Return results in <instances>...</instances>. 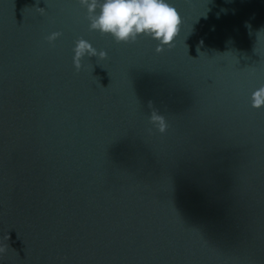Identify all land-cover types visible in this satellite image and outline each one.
Wrapping results in <instances>:
<instances>
[{"label":"water","instance_id":"95a60500","mask_svg":"<svg viewBox=\"0 0 264 264\" xmlns=\"http://www.w3.org/2000/svg\"><path fill=\"white\" fill-rule=\"evenodd\" d=\"M166 2L157 52L0 0V264H264V0Z\"/></svg>","mask_w":264,"mask_h":264},{"label":"clouds","instance_id":"9594fccd","mask_svg":"<svg viewBox=\"0 0 264 264\" xmlns=\"http://www.w3.org/2000/svg\"><path fill=\"white\" fill-rule=\"evenodd\" d=\"M88 13L89 30L101 35H110L117 43L135 42L139 36H148L158 41L157 52L171 46L180 32L182 23L177 9L166 0H79ZM99 9V11H97ZM43 13L44 9L38 8ZM61 33L54 32L47 37L49 42L56 40ZM73 63L77 70L81 60L88 57L105 59V51H97L87 40L80 38L73 49ZM252 107L264 106V86L259 87L251 96ZM153 122H159L161 131L167 128L164 117L153 113ZM0 248V252H4Z\"/></svg>","mask_w":264,"mask_h":264}]
</instances>
